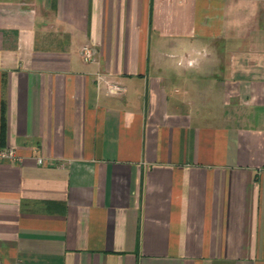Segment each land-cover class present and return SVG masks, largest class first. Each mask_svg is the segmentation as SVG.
Listing matches in <instances>:
<instances>
[{"label":"crops","instance_id":"crops-1","mask_svg":"<svg viewBox=\"0 0 264 264\" xmlns=\"http://www.w3.org/2000/svg\"><path fill=\"white\" fill-rule=\"evenodd\" d=\"M0 148L4 264H264V0H0Z\"/></svg>","mask_w":264,"mask_h":264},{"label":"built area","instance_id":"built-area-1","mask_svg":"<svg viewBox=\"0 0 264 264\" xmlns=\"http://www.w3.org/2000/svg\"><path fill=\"white\" fill-rule=\"evenodd\" d=\"M81 58L84 62H90L93 59L92 49L85 45L82 46L80 50ZM108 90L110 93H119L124 91V87L118 84H109ZM36 163L41 165L44 163L43 157H36ZM22 157L18 155L16 149L13 148H0V162H9V163H20ZM0 264H4L0 261Z\"/></svg>","mask_w":264,"mask_h":264}]
</instances>
